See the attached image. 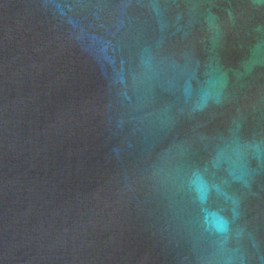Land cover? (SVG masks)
<instances>
[{
    "label": "water",
    "instance_id": "95a60500",
    "mask_svg": "<svg viewBox=\"0 0 264 264\" xmlns=\"http://www.w3.org/2000/svg\"><path fill=\"white\" fill-rule=\"evenodd\" d=\"M0 264H264V0H0Z\"/></svg>",
    "mask_w": 264,
    "mask_h": 264
}]
</instances>
